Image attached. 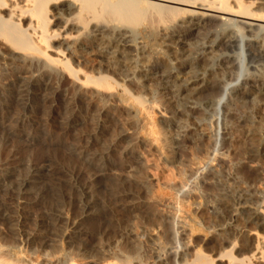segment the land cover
<instances>
[{
  "label": "bare ground",
  "instance_id": "1",
  "mask_svg": "<svg viewBox=\"0 0 264 264\" xmlns=\"http://www.w3.org/2000/svg\"><path fill=\"white\" fill-rule=\"evenodd\" d=\"M66 85L73 101L60 110L90 97L93 122L78 137L108 140L125 117L177 180L154 184L140 171L87 211L112 166L91 179L72 167L71 133L47 105ZM1 92L0 264H264V116L252 125L264 102V0H0ZM22 101L62 131L58 159L47 157L52 130L8 149L5 122L25 125ZM103 107L106 128L94 114ZM189 116L207 136H190ZM234 125L253 137L237 159ZM172 126L195 142L176 167L161 137Z\"/></svg>",
  "mask_w": 264,
  "mask_h": 264
},
{
  "label": "rangeland",
  "instance_id": "2",
  "mask_svg": "<svg viewBox=\"0 0 264 264\" xmlns=\"http://www.w3.org/2000/svg\"><path fill=\"white\" fill-rule=\"evenodd\" d=\"M200 33L202 34V32ZM148 76H147V79H152L150 74ZM33 84L34 86L37 85L36 82H33ZM52 91H56V90L52 88ZM4 94L5 93H2V92L0 93V96H1L0 97V119L2 118V115H3L2 110L5 108V106L8 105V102H9L8 97L6 96V94L5 95ZM77 97L81 98L82 96L77 95ZM72 98H73V94L71 92L70 85H66L61 90L58 99H52L49 103H47V105H50L55 110V114L58 120L57 122L59 123L61 122L62 124L61 123L60 124L66 130H69V132L71 133V138L66 143V145H67V148H70V150L72 151V159H71L72 167H74L79 173H81L83 177L85 178L87 177L88 179H91L97 173H101L102 168L104 167L106 163L112 166L111 170H109L107 173L101 176L102 180H101V183L98 184L99 186L97 187V185H95L96 187L93 188V190L95 191V193L93 191V194H94L93 198L95 202L93 203L92 207L93 206L94 207L93 208L90 207L87 211L90 210L94 212V210L97 208V205L99 204L101 205L104 203L106 204L109 198L111 197L112 191H114L113 189L115 188V183L119 182V180L121 182V181H127V180L130 181L132 179H136V177L138 178L140 171H144V175L146 176V178L150 179V181L154 184L155 183L166 184L165 182L166 181L168 182V180L169 181H171L172 179H173L172 181L177 180L176 173H175L177 170L176 166H178V162L180 160L184 159V155H182V152L189 155V147L191 145H194L195 143L193 140L188 139L187 141L182 135V133L180 134L178 133L180 131L179 129L177 131V128L173 126L168 127L161 134V137L163 135V138L167 140L168 142L167 145L170 146L172 155L175 158L177 157L176 158L177 162L174 164V167H176V169H174L175 171L172 172V170H169L171 168L162 167L163 165L160 164L161 160L158 158L155 148L151 144H149L147 140H144L141 136H139V133L136 130V128L128 125L125 117L120 118L119 116L115 115L116 110H118L117 109L118 103L117 105H114V109L108 112L112 116L115 115V118H117L116 120L118 123V129H117L118 131L114 133V137L107 135L108 140L106 139L104 140V138H102L101 135L96 136L95 134H93V130L91 129L87 131V133L86 132L82 133L83 135H81V137H78L77 135L78 130H81L83 128L84 120H87V122L89 123L93 122L91 121L92 117L90 116V115H93V112H91V114L89 115L90 118L87 117L85 113L86 112L85 103L90 101V97H87L86 95L84 96L85 98L84 105L81 104L80 107H77V106L71 107V109H69L68 111L60 110L59 103L60 102L61 103L62 102L71 103V101H73ZM162 99H163V102L164 101L165 103L167 102L166 103L167 105H173L172 100L170 99L169 95L163 96ZM22 102L24 103V104L22 103V106L25 109V115L23 116V120L26 122L25 125L22 127H17L13 125L12 123H10L9 121L5 122V125H7L6 128L12 131L11 133H13V135H11V140L9 141V144H8V149L10 148L11 150H13L12 148L13 144L14 145L18 144L19 147L21 146L24 148V145H25L24 141H26L25 139H28L31 137V138H34V141L36 142L37 140L41 139L40 136L38 135L39 131L42 132V133H39L41 136L47 133V137H48V135L50 134V131L52 130V132L53 131L54 132L50 137L51 139L50 145L47 146V157H53V158L57 157L56 159H58L59 156H57L54 149L58 146L60 142L59 134L62 131L60 129H57L52 124L53 122H51L50 120L49 121L48 120L39 121L38 116H36L38 115V113L34 111L32 107L33 105L29 101H22ZM258 105L260 107L259 108L256 107V110H255L256 115H255V118L252 120L253 122L252 125H255V126L259 125L260 122H262L261 119L264 116V102L260 101ZM98 111L97 113L95 112L94 114H100L101 116L103 115V117L98 118L97 124L98 126L106 128L107 127V124H106L107 117L104 116V114L106 113L105 112L106 108L103 107L101 108V111L100 109ZM156 112L160 114L158 110ZM169 117H170L169 113L161 115V118L163 119L169 118ZM183 121L181 123H184L186 125L188 124L186 131L188 133L190 132V136L195 135V134H198L199 136L202 134L206 136L208 135V131L200 130V127H198V124H195L196 120L192 116L185 117ZM92 126H95V125H92ZM228 132H230V134H232L233 136L232 148H230V156L232 159H234L236 155H239V153H241L240 151L243 150V148L247 145V143L250 144L252 142L251 139H253V137L250 136L246 132V128L243 129L237 125H234L232 128H229ZM256 137L257 135L254 136V139ZM108 145H110L113 148V151H110L109 149H107ZM30 153L31 152H29V154ZM20 155L21 154L18 153L16 154V157H19ZM40 164H43V163H40ZM5 166L7 167V171L9 170L14 171L16 167L15 164L13 163H7ZM263 166H264V163H263ZM47 168H48V163H47V167H45L44 170H46ZM243 169L245 170V171L243 170L245 175H250L251 167L243 164ZM48 170L49 168L47 169V172ZM141 174L143 175V173H140V175ZM100 185H101V188H100ZM47 199H48V196H47ZM72 199L74 198L68 197L66 199L67 209L72 206V203H73ZM73 208H74L73 210H75V213H82V210L79 208V206H74ZM120 209L121 207H117V210H115L116 215L119 217L121 214ZM31 215H32L31 217L33 218V216L36 214L32 212ZM33 223H35L34 220L32 221V225L30 226L31 229L35 228V226H33L34 225Z\"/></svg>",
  "mask_w": 264,
  "mask_h": 264
}]
</instances>
